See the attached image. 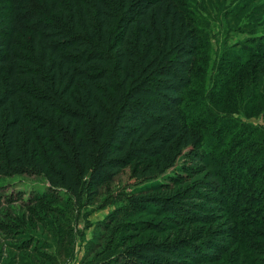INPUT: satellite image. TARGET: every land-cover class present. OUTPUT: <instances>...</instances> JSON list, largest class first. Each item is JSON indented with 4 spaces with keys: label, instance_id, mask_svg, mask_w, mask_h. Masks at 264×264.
I'll use <instances>...</instances> for the list:
<instances>
[{
    "label": "trees",
    "instance_id": "1",
    "mask_svg": "<svg viewBox=\"0 0 264 264\" xmlns=\"http://www.w3.org/2000/svg\"><path fill=\"white\" fill-rule=\"evenodd\" d=\"M1 9L0 173L42 175L51 187L78 202L85 194L89 202L133 163L156 162L154 168L163 170L183 157L188 172L190 162H203L204 132L187 104L192 75L207 59V35L182 0H0ZM232 57L240 68L228 76L234 74L238 88L220 90L222 97L236 104L235 111L263 103L264 64L258 65L264 44L252 56L253 67ZM247 132L231 154L251 177L257 167L264 171V137ZM167 185L155 189L168 193L173 186ZM193 185L190 196L147 190L134 202L186 223L205 221L204 210L183 198L220 191L202 180ZM217 240L203 246L190 240L139 242L126 248L123 261H203L220 252Z\"/></svg>",
    "mask_w": 264,
    "mask_h": 264
},
{
    "label": "rangeland",
    "instance_id": "2",
    "mask_svg": "<svg viewBox=\"0 0 264 264\" xmlns=\"http://www.w3.org/2000/svg\"><path fill=\"white\" fill-rule=\"evenodd\" d=\"M182 2L207 35V59L192 75L194 85L189 91L198 103L190 98L187 104L194 124L204 132V163L190 162L193 167L188 172L183 157L163 170L154 168L156 162L133 163L89 202L85 194L78 202L65 189L51 187L42 175L0 173V264H124L126 248L139 242L190 240L203 246L216 237L219 253L183 264H264L260 235L264 231V171L257 167L254 176L246 177L249 168L235 165L231 154L236 140H243L247 131L264 137V102L242 104L235 111L236 104H229L220 91L238 88L234 74L228 76L232 68L236 72L240 68L231 61L233 55L248 60L249 66L257 63L252 56L264 44V0ZM263 64L264 58L258 66ZM229 163L234 165L232 170ZM185 174L187 180H183ZM199 180L220 191L203 190L199 198H183L189 206L198 204L204 210L205 221L186 223L178 215L134 202L147 190L190 196ZM167 184L173 186L168 193L162 190ZM239 222L250 223L244 227Z\"/></svg>",
    "mask_w": 264,
    "mask_h": 264
}]
</instances>
